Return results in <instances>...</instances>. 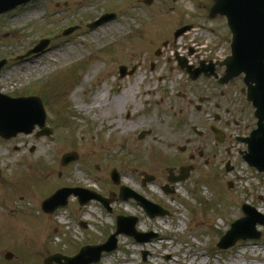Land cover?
I'll return each mask as SVG.
<instances>
[{
    "label": "rangeland",
    "instance_id": "rangeland-1",
    "mask_svg": "<svg viewBox=\"0 0 264 264\" xmlns=\"http://www.w3.org/2000/svg\"><path fill=\"white\" fill-rule=\"evenodd\" d=\"M209 6L210 0H153L151 5L142 0H37L0 15V59H6L0 70V91L9 96H45L47 124L54 130L50 139L34 134L0 139V184L5 181L0 186V206L5 205L0 209L4 223L0 230H10L8 234L3 230L7 235L0 237V264H42L55 251L73 256L85 246L105 242L115 231L117 217L127 215L137 217L138 231L155 237L138 243L119 234L116 248L91 264H169L170 259L173 263L264 264L252 252L264 243L262 225L255 227L261 233L257 240L239 241L227 250L216 246L230 224L243 216L242 204L264 216V176L243 161L240 151L246 146L237 141L256 124L253 108L241 93L245 86L241 77L227 86L212 78L190 81L175 56L197 67L202 60L229 55L225 21L203 19ZM100 14L115 17L89 29L87 23ZM186 24L193 29L174 40L173 30ZM72 25L78 29L62 36ZM43 38L50 41L43 53L16 59ZM58 61L62 65L55 66ZM121 64L138 69L120 80ZM17 77L22 82L13 83ZM184 95L193 104L208 95L211 103H205V112L197 113ZM216 101L233 108L236 126L224 125V119L232 118L214 108ZM214 113L222 116L220 126L226 134L222 144L209 131L210 125H217ZM193 126L205 136L198 138ZM143 131L149 133L139 138ZM188 139L192 140L188 147H195L194 158L178 149ZM143 147L148 152H141ZM70 150L78 152L79 162L58 171L60 155ZM182 167H190L188 177L168 182V177L179 176ZM113 169L120 175L117 186L109 178ZM147 175L153 180L142 184ZM71 184L95 187L107 196L115 193L110 197L111 210L91 203L81 211L70 199L68 207L44 215L42 203L60 189L75 188ZM121 185L167 213L147 216L133 199L118 197ZM166 185L170 192L164 191ZM168 231L174 236L164 239L171 246L166 250L158 234ZM188 243L197 250L196 258L186 255ZM245 244L249 248L240 255ZM5 249L13 253L10 261L2 257Z\"/></svg>",
    "mask_w": 264,
    "mask_h": 264
},
{
    "label": "water",
    "instance_id": "water-1",
    "mask_svg": "<svg viewBox=\"0 0 264 264\" xmlns=\"http://www.w3.org/2000/svg\"><path fill=\"white\" fill-rule=\"evenodd\" d=\"M28 1L31 0H0V14ZM216 15L226 17L232 33L231 55L221 63L226 69L220 82L226 83L228 80L244 74L243 81L247 87V101L255 108L256 128L251 131L249 137L241 139L247 144V151L242 153V157L249 166L264 174V0H214L210 16ZM104 20L105 17L92 26L95 27ZM47 43L48 41H41L33 52L42 51ZM3 64L4 61L0 62V68ZM45 119L46 114L38 97L11 98L0 93L1 137L11 138L18 133H31L36 125L41 129L38 135L49 136L51 130L45 127ZM68 157L73 159L75 155L67 154L63 158L65 160ZM113 179L117 182V177H113ZM128 191L126 188H121V197L134 196L150 216L164 214L155 205ZM69 192L64 189L57 191L52 198L43 203V209L52 211L57 206L64 204L63 202ZM242 210L244 217L232 223L230 230L220 239L217 245L219 248L231 247L240 239L259 238L260 233L255 230V226L258 223L264 225V216L257 213L249 205H243ZM125 221L129 224L127 228L122 226V222ZM136 221L135 217H118L115 234L111 235L104 244L85 247L75 257H62L61 259L64 260L65 264L96 263L103 251L109 252L116 247V235L120 233L140 241L149 240L151 235L141 234L135 230ZM54 258H48L45 260V264H51Z\"/></svg>",
    "mask_w": 264,
    "mask_h": 264
},
{
    "label": "flooded vegetation",
    "instance_id": "flooded-vegetation-1",
    "mask_svg": "<svg viewBox=\"0 0 264 264\" xmlns=\"http://www.w3.org/2000/svg\"><path fill=\"white\" fill-rule=\"evenodd\" d=\"M127 66V65H126ZM137 69H138V67H137V65H130V66H127V68L125 69V71H124V73H125V76L123 77V78H120L121 80H125V79H128V78H130L131 76H133L134 74H135V72L137 71ZM241 92H242V90H241ZM221 97H224L225 96V93L224 92H222L221 94ZM202 100V102H200V103H196V104H193V102L191 101V99H186V97H185V95H184V97H183V100L188 104V105H192V106H194V109H195V111H197V113H202V112H205V108H204V105H205V103H211V96H208V95H203V96H199L198 97V102H199V100ZM213 105H214V108L215 109H217V110H224V113H225V115H227V116H229V117H231L232 119H230V118H226V119H224V125L226 126V127H228V126H230V125H234V126H236L237 125V122L235 121V119L233 118V115H234V113H235V111L233 110V108H231V107H228L226 104V106L225 105H223L220 101L218 102V101H216V102H214L213 103ZM212 119L214 120V122H215V124H217L218 126L217 127H219V128H221V126H220V124L223 122V120H222V116L221 115H219V114H217V113H214L213 114V117H212ZM188 125V124H187ZM211 126H213V125H210V128H211ZM216 126V125H215ZM212 130V129H211ZM192 131H193V133L199 138V137H203V136H205V132H203V131H201L200 129H199V127H192ZM223 136H224V138H225V136H226V134H225V132L223 133ZM186 143H187V145H184L183 147H180V148H178L179 149V151L181 152V153H186L187 151L189 152V154H191L190 156H191V158H194L195 157V154L193 153L195 150H194V148H189L188 147V145H190L191 143H192V140L191 139H188L187 141H186ZM193 151V152H192ZM202 152H201V150H200V153H198V155L201 157L202 156ZM69 166H67L66 168H68ZM100 166L98 165V167H97V170H100ZM60 171V170H59ZM59 176H61V175H59ZM1 177V176H0ZM98 179V178H97ZM4 183H5V181L4 182H2L1 184H0V186H2V185H4ZM73 186H75V188H80L81 190H79L76 194H73L70 198H69V200L70 199H72V200H74V201H76L77 202V204H78V206H79V210H82L84 207H86V206H88L89 204H91V203H97L99 206L100 205H102V200H104L105 198H107V196L104 194V192L103 191H95L94 189H92V188H88V187H86V186H83V185H77V184H72ZM85 190V191H84ZM80 198L81 199H84V198H87V199H89L88 200V202L86 203V204H84V205H81V203H80ZM5 208V205H2V206H0V209H4ZM17 210H18V208H17ZM78 210V211H79ZM0 223H2V224H4L3 222H0ZM3 230L5 231V232H7V234L9 233V229H2V230H0V237L2 236V235H7V234H3ZM1 242V241H0ZM8 246H10V244H8ZM12 248L14 249V246H12ZM8 252H10V251H6V249H5V251L2 253V257L4 258V260L5 261H7L6 260V258H5V255H6V253H8Z\"/></svg>",
    "mask_w": 264,
    "mask_h": 264
},
{
    "label": "bare ground",
    "instance_id": "bare-ground-1",
    "mask_svg": "<svg viewBox=\"0 0 264 264\" xmlns=\"http://www.w3.org/2000/svg\"><path fill=\"white\" fill-rule=\"evenodd\" d=\"M62 65L59 61L55 64V66H60ZM43 71H45V69H43ZM22 82L21 80H18V77H17V80H13V83H16V82ZM102 95V92L99 93L98 96H101ZM147 152L148 149H146L145 147L142 148V151L141 152ZM177 213L175 211L172 212V215H176ZM62 220L63 222H65V224L67 225V221L62 217ZM142 226L145 227L144 224H141ZM152 226H154L155 228L157 229H160V226L157 224V223H152ZM174 236V233L172 231H168L166 233H161V234H158V241L161 242V246L164 247V249L168 250L171 246L168 245L164 239H172V237ZM189 247L186 248V255H190V256H193V258H196L198 256V252L197 250L194 248V245L188 243ZM249 245L250 244H245L243 246V248L240 250L239 254H244L247 249L249 248ZM259 245V244H258ZM252 250V248L250 249ZM168 252V251H167ZM252 252H254V255L257 257L256 259L259 260V261H264V243L263 244H260L259 245V248L255 251L253 250ZM168 253H170V256H175L174 254V251H169ZM169 264H194L192 260H190L188 263L187 261L185 260H177L176 262L173 263V259H170L169 261ZM206 262V259H204L202 261V263H205ZM237 262V261H235Z\"/></svg>",
    "mask_w": 264,
    "mask_h": 264
}]
</instances>
